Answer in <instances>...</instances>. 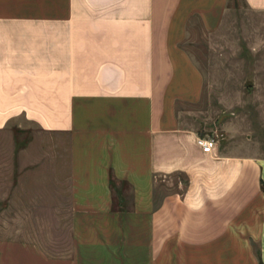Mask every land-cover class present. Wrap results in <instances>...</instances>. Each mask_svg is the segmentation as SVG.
<instances>
[{"label": "crops", "instance_id": "1", "mask_svg": "<svg viewBox=\"0 0 264 264\" xmlns=\"http://www.w3.org/2000/svg\"><path fill=\"white\" fill-rule=\"evenodd\" d=\"M234 1L0 0V131L65 139L18 148L0 264H264V111L194 117L186 42L228 37Z\"/></svg>", "mask_w": 264, "mask_h": 264}, {"label": "rangeland", "instance_id": "2", "mask_svg": "<svg viewBox=\"0 0 264 264\" xmlns=\"http://www.w3.org/2000/svg\"><path fill=\"white\" fill-rule=\"evenodd\" d=\"M233 4L235 16L227 27H223L229 31L228 37L209 39L197 32V36L186 42L205 79L203 98L195 106L197 112L194 117H198L195 118L197 120L216 117L223 106L229 109L227 115L239 109L246 115L254 114L256 109L258 114L264 111V47L250 52L248 39L241 36L245 9L240 0ZM52 141L65 143L64 138L48 136L37 129L0 131V189L9 190L13 176L20 169L22 172L27 169L25 165L22 168L16 165L19 147H25L27 142L42 145ZM23 162L26 163L25 160ZM62 185L64 188L67 186L66 183Z\"/></svg>", "mask_w": 264, "mask_h": 264}, {"label": "built area", "instance_id": "3", "mask_svg": "<svg viewBox=\"0 0 264 264\" xmlns=\"http://www.w3.org/2000/svg\"><path fill=\"white\" fill-rule=\"evenodd\" d=\"M216 142H217L216 135L213 137H197L196 139V144L205 153L211 152Z\"/></svg>", "mask_w": 264, "mask_h": 264}]
</instances>
